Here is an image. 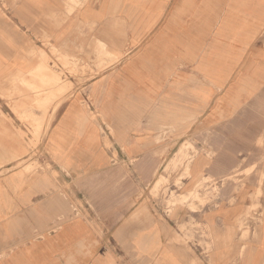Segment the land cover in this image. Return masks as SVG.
<instances>
[{
    "label": "crops",
    "instance_id": "obj_1",
    "mask_svg": "<svg viewBox=\"0 0 264 264\" xmlns=\"http://www.w3.org/2000/svg\"><path fill=\"white\" fill-rule=\"evenodd\" d=\"M51 51L75 72L64 71L60 96L48 88L60 101L41 111L47 167L0 176V264H264V0H0V84H21L14 99H34L23 84L50 79L27 75L43 56L61 70ZM14 124L0 146L16 145ZM181 145L201 151L183 187L219 185L195 212L213 231L210 250L172 234L181 209L156 222L134 217L138 201L120 222L117 204L101 218L100 186L98 216L77 204L114 153L173 179L163 172L172 156L153 152Z\"/></svg>",
    "mask_w": 264,
    "mask_h": 264
},
{
    "label": "rangeland",
    "instance_id": "obj_2",
    "mask_svg": "<svg viewBox=\"0 0 264 264\" xmlns=\"http://www.w3.org/2000/svg\"><path fill=\"white\" fill-rule=\"evenodd\" d=\"M51 53L60 64L61 70L58 69L56 64L49 68L47 58L43 56L44 58L43 60L41 59V62L44 65H39V67L27 73V75L35 78L46 74L50 77V79L41 78L42 82L37 86L23 84V89L32 91L37 96L34 99H14L16 95H19L21 84H18L17 89H15L13 82L0 84V128H3L5 124L14 128L16 127L14 123H18V129L11 130L14 133L12 132L9 136L14 140L13 142L10 139L11 142L16 143V145L13 147L0 146V176L8 175L15 171H21L23 175H29L47 167L45 162L42 164L39 160L40 157L44 159L45 152L42 147H39V144L42 138L41 126L45 123V118L47 117L41 111H45L47 107H51L52 104L56 105L60 101L56 94L54 98H46L48 88H59L60 93H58V96H60L61 91L65 90L60 87L61 76L64 71L72 74L75 72L74 67L76 66L64 61L55 51H51ZM15 90L18 93L15 94ZM31 106L38 110L39 114L26 113ZM23 127H28L29 130H19V128ZM1 134H4L3 130L0 131ZM179 148L181 150L179 155L176 156ZM200 152L198 148L189 145L162 148L160 153L155 148L153 152L155 156L163 154L172 156L171 162L167 163L163 172H166L167 175L170 172L172 174L176 173L173 179L168 177L164 179L163 174L162 177H158V164L156 162L148 164L144 169L137 168L135 163L123 162L114 153L113 165L109 168L111 172L103 174L101 180H95L96 182L85 180L81 184V187L83 186L84 188V194H81L79 196L80 201L76 202L79 205L84 202L86 208H90L92 215L95 211L97 215L99 212L95 210L92 192L94 186H100L102 192L101 218H110L115 213L110 211V208L113 204H117L118 208L121 209L116 212L117 222H120L138 201L145 204V207L138 209L134 217L146 212L150 219L156 222L163 221L164 214L171 218L175 210L181 209L186 218L171 224L174 228V230L172 229V234L178 237V242L186 250H201L200 247L205 249V246L207 250H210L211 244L206 245L202 241L205 238L212 239L213 231L203 226L195 218V214L199 213L207 203L212 202L213 197L219 196V185L210 186L212 184L211 180L202 179L197 181L191 192H188L182 184V180L189 176L190 160L199 155ZM143 173L148 178H143ZM209 181L210 183L207 184ZM212 192L215 193L214 196H212ZM76 212L78 211H75L74 214ZM76 215L80 216L81 214L78 212ZM85 215H87V212H85Z\"/></svg>",
    "mask_w": 264,
    "mask_h": 264
}]
</instances>
